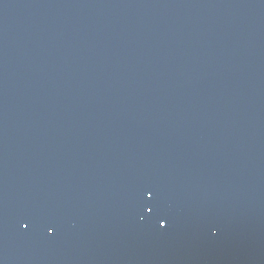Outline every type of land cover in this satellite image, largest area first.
Masks as SVG:
<instances>
[{
    "label": "water",
    "instance_id": "95a60500",
    "mask_svg": "<svg viewBox=\"0 0 264 264\" xmlns=\"http://www.w3.org/2000/svg\"><path fill=\"white\" fill-rule=\"evenodd\" d=\"M0 264H264V0H0Z\"/></svg>",
    "mask_w": 264,
    "mask_h": 264
},
{
    "label": "snow or ice",
    "instance_id": "6c2138e0",
    "mask_svg": "<svg viewBox=\"0 0 264 264\" xmlns=\"http://www.w3.org/2000/svg\"><path fill=\"white\" fill-rule=\"evenodd\" d=\"M148 195H149V196H152L153 193H152V192H149ZM149 211H152V209L150 208ZM163 223H166V221H162V224H163ZM25 227H28V225H25ZM49 231H54V229L49 228Z\"/></svg>",
    "mask_w": 264,
    "mask_h": 264
}]
</instances>
